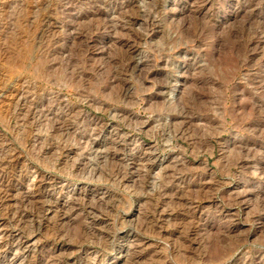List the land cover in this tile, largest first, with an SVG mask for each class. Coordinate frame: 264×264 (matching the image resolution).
<instances>
[{
	"label": "rangeland",
	"instance_id": "374dc122",
	"mask_svg": "<svg viewBox=\"0 0 264 264\" xmlns=\"http://www.w3.org/2000/svg\"><path fill=\"white\" fill-rule=\"evenodd\" d=\"M0 264H264V0H0Z\"/></svg>",
	"mask_w": 264,
	"mask_h": 264
},
{
	"label": "bare ground",
	"instance_id": "6f19581e",
	"mask_svg": "<svg viewBox=\"0 0 264 264\" xmlns=\"http://www.w3.org/2000/svg\"><path fill=\"white\" fill-rule=\"evenodd\" d=\"M125 174V173H124ZM101 204V203H100Z\"/></svg>",
	"mask_w": 264,
	"mask_h": 264
}]
</instances>
